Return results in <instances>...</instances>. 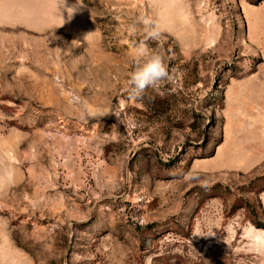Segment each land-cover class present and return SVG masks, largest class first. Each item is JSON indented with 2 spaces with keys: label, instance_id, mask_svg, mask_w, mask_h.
<instances>
[{
  "label": "rangeland",
  "instance_id": "1",
  "mask_svg": "<svg viewBox=\"0 0 264 264\" xmlns=\"http://www.w3.org/2000/svg\"><path fill=\"white\" fill-rule=\"evenodd\" d=\"M58 2L0 0V264H264V0ZM143 15L172 79L130 101Z\"/></svg>",
  "mask_w": 264,
  "mask_h": 264
},
{
  "label": "clouds",
  "instance_id": "2",
  "mask_svg": "<svg viewBox=\"0 0 264 264\" xmlns=\"http://www.w3.org/2000/svg\"><path fill=\"white\" fill-rule=\"evenodd\" d=\"M58 7L61 9L62 15L67 13V19L70 21L74 14L81 11L86 5L83 4V0H76L70 6L67 5V0H59ZM138 29L141 31V38L132 44L133 70L129 73L128 79L127 92L130 101L142 98L148 89H159L163 82L172 79L165 57L158 50L151 49L149 46V42L160 43L162 41L163 34L159 24L151 16L143 15L129 25L128 31L135 35ZM68 97L70 105L80 100L73 92H69ZM182 178L186 182L200 180L199 175L192 169L185 172ZM201 186H206V182L202 181ZM243 238L253 253L264 256V228L250 225L245 230ZM80 257V253H73L74 260ZM145 264H152V257H146Z\"/></svg>",
  "mask_w": 264,
  "mask_h": 264
},
{
  "label": "trees",
  "instance_id": "3",
  "mask_svg": "<svg viewBox=\"0 0 264 264\" xmlns=\"http://www.w3.org/2000/svg\"><path fill=\"white\" fill-rule=\"evenodd\" d=\"M257 227H258V228H264V225H259V224H257Z\"/></svg>",
  "mask_w": 264,
  "mask_h": 264
}]
</instances>
